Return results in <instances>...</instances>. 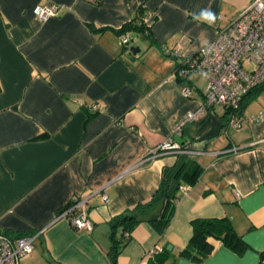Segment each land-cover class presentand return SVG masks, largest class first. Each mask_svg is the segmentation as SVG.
<instances>
[{
  "label": "crops",
  "instance_id": "1",
  "mask_svg": "<svg viewBox=\"0 0 264 264\" xmlns=\"http://www.w3.org/2000/svg\"><path fill=\"white\" fill-rule=\"evenodd\" d=\"M250 1L0 0V232L34 235L19 264H111L110 220L151 199L177 154L147 155L168 138L196 158L201 175L181 189L163 235L141 222L117 264H147L150 250L165 243L171 249L164 264H260L264 88L245 97L244 122L235 129L226 126L225 107L202 104L203 77L176 75ZM47 3L61 10L40 21L33 8ZM140 4L149 34L133 32L123 46L117 30ZM204 7L217 16L212 26L193 19ZM199 109L172 133L182 116ZM72 196L86 198L91 230L58 217ZM158 210L152 205L148 215ZM210 217L228 218L246 248L236 252L213 240L202 260L178 255L191 221Z\"/></svg>",
  "mask_w": 264,
  "mask_h": 264
},
{
  "label": "built area",
  "instance_id": "2",
  "mask_svg": "<svg viewBox=\"0 0 264 264\" xmlns=\"http://www.w3.org/2000/svg\"><path fill=\"white\" fill-rule=\"evenodd\" d=\"M94 2L96 0H88ZM61 6L56 3L38 4L33 13L44 21L57 15ZM143 20L150 25L148 14ZM118 38L122 45L132 40L131 32L120 31ZM194 73L206 80L203 105H221L227 109L226 126L238 129L244 122L240 106L244 96L254 87L264 84V0H251L230 23L217 30L215 35L204 43L197 52L186 58L177 68L176 75L185 77ZM191 87L184 86L183 93L191 95ZM200 111H188L172 128L179 133L182 126L196 118ZM186 152L182 146L166 139L151 148L147 158L166 154ZM186 188L182 186L181 189ZM107 200L106 196H103ZM86 198L72 196L58 217H66L75 230H91L92 222L85 210ZM34 248V235L11 236L0 232V264H19L20 258ZM161 250L155 247L149 253ZM260 264H264V258Z\"/></svg>",
  "mask_w": 264,
  "mask_h": 264
},
{
  "label": "trees",
  "instance_id": "3",
  "mask_svg": "<svg viewBox=\"0 0 264 264\" xmlns=\"http://www.w3.org/2000/svg\"><path fill=\"white\" fill-rule=\"evenodd\" d=\"M147 14L144 5L140 4L134 18L124 23L117 30V34L123 30L130 31L132 38L133 32L149 34L151 26L143 20ZM262 88L264 84L251 89L244 96L243 101L252 91ZM201 172L202 166L193 155L186 152L178 153L173 165L162 168L159 185L148 202L141 203L132 210L124 211L110 220L111 243L108 256L111 264H117L121 249L130 239L133 229L141 222L150 223L161 236L163 235L174 215L176 202L181 195V187L197 183ZM152 205H158L159 210L155 215H148V209ZM191 225L192 235L187 245L179 251L180 256L196 261L202 260L212 252L213 240L221 241L236 252H242L246 248L241 235L236 232L231 221L226 217L196 218L191 221ZM166 245L165 243L157 252L149 253L147 264H164L170 256Z\"/></svg>",
  "mask_w": 264,
  "mask_h": 264
},
{
  "label": "clouds",
  "instance_id": "4",
  "mask_svg": "<svg viewBox=\"0 0 264 264\" xmlns=\"http://www.w3.org/2000/svg\"><path fill=\"white\" fill-rule=\"evenodd\" d=\"M193 19L197 22L212 26L216 22L217 16L211 7H204L198 13L193 14Z\"/></svg>",
  "mask_w": 264,
  "mask_h": 264
},
{
  "label": "water",
  "instance_id": "5",
  "mask_svg": "<svg viewBox=\"0 0 264 264\" xmlns=\"http://www.w3.org/2000/svg\"><path fill=\"white\" fill-rule=\"evenodd\" d=\"M130 50L133 51V52H134V51L136 52V51L139 50V47H137V46H131V47H130ZM166 249H167V250H170V249H171V245H170V244H167V245H166Z\"/></svg>",
  "mask_w": 264,
  "mask_h": 264
},
{
  "label": "rangeland",
  "instance_id": "6",
  "mask_svg": "<svg viewBox=\"0 0 264 264\" xmlns=\"http://www.w3.org/2000/svg\"><path fill=\"white\" fill-rule=\"evenodd\" d=\"M133 35H135V34H133ZM135 36H137V35H135ZM206 85V84H205Z\"/></svg>",
  "mask_w": 264,
  "mask_h": 264
}]
</instances>
